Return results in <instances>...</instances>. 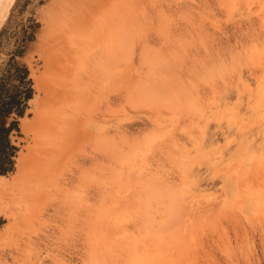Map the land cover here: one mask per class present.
Here are the masks:
<instances>
[{
    "label": "rangeland",
    "instance_id": "rangeland-1",
    "mask_svg": "<svg viewBox=\"0 0 264 264\" xmlns=\"http://www.w3.org/2000/svg\"><path fill=\"white\" fill-rule=\"evenodd\" d=\"M51 2L0 22L35 96L0 264H264V0Z\"/></svg>",
    "mask_w": 264,
    "mask_h": 264
},
{
    "label": "trees",
    "instance_id": "trees-1",
    "mask_svg": "<svg viewBox=\"0 0 264 264\" xmlns=\"http://www.w3.org/2000/svg\"><path fill=\"white\" fill-rule=\"evenodd\" d=\"M2 35L1 31L0 43ZM22 51L21 45H17L8 59L0 63V175L14 169L18 147L12 136L19 132V119L34 94L29 69L17 59Z\"/></svg>",
    "mask_w": 264,
    "mask_h": 264
},
{
    "label": "bare ground",
    "instance_id": "bare-ground-1",
    "mask_svg": "<svg viewBox=\"0 0 264 264\" xmlns=\"http://www.w3.org/2000/svg\"><path fill=\"white\" fill-rule=\"evenodd\" d=\"M13 1L14 0H0V22L3 20V18L6 16V14H7V12H8V10H9V7L11 6V4L13 3ZM84 2H85V0H52V2H51V4L52 5H54V4H58V5H60V3H61V6H63V9L64 10H66L67 11V7L70 9V8H78V11H84V10H86L84 7H85V4H84ZM51 9H52V7H51ZM59 11H61L60 9H59ZM63 11V10H62ZM264 12V11H263ZM80 46V45H79ZM65 47H67L66 48V52H68L69 50H68V45L66 44L65 45ZM81 47V46H80ZM79 47V48H80ZM83 47V46H82ZM78 50V49H77ZM83 50V49H82ZM76 53V52H75ZM82 53V55H83V52H80L79 53V55ZM77 54V53H76ZM81 55V56H82ZM245 87H247L246 85H245ZM245 89V88H244ZM247 89V88H246ZM264 94V93H263ZM35 97V96H34ZM34 97H33V99H34ZM37 99V98H36ZM35 99V100H36ZM34 100V101H35ZM33 101V100H32ZM36 104H38V103H36ZM36 106V105H35ZM22 119V118H21ZM240 127V126H239ZM245 139H246V141L247 142H252L253 141V135L252 134H250V135H247V136H245ZM24 158L25 157H23V156H19L18 157V162H17V164H18V169L17 170H15L16 172L14 173V174H11L12 176L10 177V178H8L7 176H5V175H0V188H5V187H9L10 188V185H12L13 187H17V189H18V191H17V193H19V194H21L22 195V193H23V191H25L26 189H25V182L27 183V181L25 180V178H27V174H26V177L24 178V175H23V170H24V167H25V164L27 165V163H25L24 164ZM257 162V161H256ZM236 163V162H235ZM263 164H264V162H262ZM234 164V163H233ZM257 165V164H256ZM229 166H231L230 164H229ZM253 166H255V165H253ZM262 166V165H261ZM31 167V166H30ZM263 167V166H262ZM228 168V167H227ZM256 169H257V167H256ZM260 170V169H259ZM24 173H25V171H24ZM263 173V172H262ZM228 174V173H227ZM231 174V173H230ZM264 174V173H263ZM256 177V176H255ZM29 179V178H28ZM257 179V178H256ZM25 181V182H24ZM260 185H261V183H260ZM264 186V185H263ZM26 187H27V185H26ZM29 187V186H28ZM27 187V188H28ZM190 197V196H189ZM219 202V201H218ZM207 208V207H206ZM210 208V207H209ZM208 210H210V209H208ZM222 211V210H221ZM212 212V211H211ZM215 212V211H214ZM204 215V214H203ZM206 215H208V214H206ZM202 217H204V216H202ZM201 220H202V218H201ZM2 236V235H1ZM0 236V237H1ZM186 249V248H185ZM184 250V249H183ZM182 250V251H183ZM140 251H143V250H140ZM140 251H137V254H139V252ZM186 251V250H185ZM153 252V251H152ZM184 252V251H183ZM142 255V254H141ZM146 255V253H144V256ZM148 255V254H147ZM157 255V254H156ZM178 255H179V253H178ZM177 255V256H178ZM183 255V254H182ZM185 255H187V254H185ZM136 256V255H135ZM143 256V255H142ZM141 256V257H142ZM162 256V255H161ZM161 256H159V257H161ZM165 256V255H164ZM158 257V258H159ZM132 258H133V256H132ZM136 258H138V255L136 256ZM135 258V259H136ZM145 258H147V257H145ZM153 258V257H152ZM155 258V257H154ZM154 258H153V261H154ZM157 258V259H158ZM162 258V257H161ZM139 259V258H138ZM157 259H155L156 261H157ZM163 259V258H162ZM166 259V258H165ZM171 259V258H170ZM172 259H173V257H172ZM183 259V258H182ZM187 259V258H186ZM151 260V259H150ZM159 260V259H158ZM176 260V259H175ZM162 261V260H161ZM161 261H160V263H161ZM163 261H164V259H163ZM142 262H144V260L142 261ZM148 262H150V261H148ZM147 261H146V263H148ZM152 262V261H151ZM150 262V263H151ZM155 262V261H154ZM159 262V261H158ZM165 262V261H164ZM144 264V263H143ZM169 264V263H168Z\"/></svg>",
    "mask_w": 264,
    "mask_h": 264
}]
</instances>
